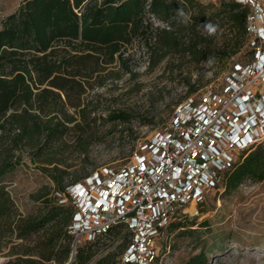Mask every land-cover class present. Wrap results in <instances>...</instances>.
<instances>
[{"label":"trees","instance_id":"1","mask_svg":"<svg viewBox=\"0 0 264 264\" xmlns=\"http://www.w3.org/2000/svg\"><path fill=\"white\" fill-rule=\"evenodd\" d=\"M247 13L246 6L233 0H218L217 6L198 0H22L2 19L0 178L18 164L20 155L15 153L25 151L56 188L52 199L34 196L40 208L21 216L0 185V250L11 238L20 240L9 248V256L14 257L1 264H62L70 256L71 238L65 226L72 209L58 202L66 197L67 186L92 171L63 184L66 167L60 154L69 147L64 137L70 132L78 133L71 146L74 151L83 153L94 141V119L88 118L86 106L79 105L85 79L117 59L124 65L119 51L133 43L145 51L150 68L165 56L177 57L179 66L223 63L245 42ZM208 22L216 26L214 34L204 29ZM104 119L116 126L129 123L131 117L116 110ZM262 180L264 140L241 151L221 174L222 191ZM183 221L171 223L168 230L179 228ZM121 230V225H112L105 234L77 246L70 264H87L94 248L120 236ZM39 233L42 237H36ZM122 239L123 250L126 240ZM207 263L199 251L180 264Z\"/></svg>","mask_w":264,"mask_h":264},{"label":"built area","instance_id":"2","mask_svg":"<svg viewBox=\"0 0 264 264\" xmlns=\"http://www.w3.org/2000/svg\"><path fill=\"white\" fill-rule=\"evenodd\" d=\"M233 1L249 10V62L234 63L217 93L206 88L174 106L123 166L66 187L58 203L72 209L70 255L118 224L126 244L112 264H170L161 248L169 225L191 215L207 192L222 191L221 174L264 140V0Z\"/></svg>","mask_w":264,"mask_h":264},{"label":"rangeland","instance_id":"3","mask_svg":"<svg viewBox=\"0 0 264 264\" xmlns=\"http://www.w3.org/2000/svg\"><path fill=\"white\" fill-rule=\"evenodd\" d=\"M21 1L0 0V27L2 19L15 11ZM198 1L218 4V1ZM215 42L217 45L222 43L221 40ZM243 43L223 63L210 61L197 66H179L177 57L165 56L151 68L147 54L136 43L122 48L119 52L124 65L117 59V62L101 65L102 70L85 79L79 105L86 106L90 110L88 118L94 119V141L81 153L71 147L78 133L70 132L64 137L69 147L60 154L66 167L62 183L105 166L112 169L123 166L135 143L163 123L174 106L187 98L200 97L206 88L217 93L234 63L249 62V49ZM189 88L193 91L188 92ZM66 110L70 114L73 112L67 106ZM116 110L130 113V122L116 126L105 122V116ZM18 154V164L0 178V185L16 211L26 216L34 214L41 206L33 197L45 194L46 198L52 199L56 186L30 162L25 151L15 153ZM193 211L179 228L167 230L163 238L161 248L163 252L167 249L170 264H180L199 251L207 257V264H264V180L243 184L231 192L209 191ZM201 222L204 224L200 225ZM36 237H42V233ZM10 241L0 250V264L14 257L9 256V248L20 242L13 238ZM123 244L120 236L104 240L94 248L87 264H106L115 260Z\"/></svg>","mask_w":264,"mask_h":264},{"label":"clouds","instance_id":"4","mask_svg":"<svg viewBox=\"0 0 264 264\" xmlns=\"http://www.w3.org/2000/svg\"><path fill=\"white\" fill-rule=\"evenodd\" d=\"M203 27L209 34H214L216 32V26L212 25L210 22L205 23Z\"/></svg>","mask_w":264,"mask_h":264},{"label":"bare ground","instance_id":"5","mask_svg":"<svg viewBox=\"0 0 264 264\" xmlns=\"http://www.w3.org/2000/svg\"><path fill=\"white\" fill-rule=\"evenodd\" d=\"M188 211H189L190 213H192V214L194 213L192 206H190V207L188 208Z\"/></svg>","mask_w":264,"mask_h":264},{"label":"water","instance_id":"6","mask_svg":"<svg viewBox=\"0 0 264 264\" xmlns=\"http://www.w3.org/2000/svg\"><path fill=\"white\" fill-rule=\"evenodd\" d=\"M71 258H72V255L69 256V258H68L66 264H70V262H71Z\"/></svg>","mask_w":264,"mask_h":264}]
</instances>
